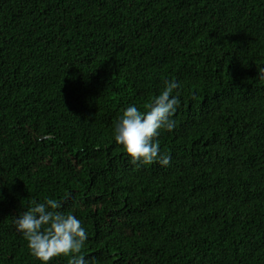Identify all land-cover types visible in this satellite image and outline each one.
<instances>
[{"label":"trees","instance_id":"16d2710c","mask_svg":"<svg viewBox=\"0 0 264 264\" xmlns=\"http://www.w3.org/2000/svg\"><path fill=\"white\" fill-rule=\"evenodd\" d=\"M262 68L264 0H0V264H40L45 197L96 264H264ZM168 80L171 163L133 164L115 124Z\"/></svg>","mask_w":264,"mask_h":264},{"label":"clouds","instance_id":"9594fccd","mask_svg":"<svg viewBox=\"0 0 264 264\" xmlns=\"http://www.w3.org/2000/svg\"><path fill=\"white\" fill-rule=\"evenodd\" d=\"M260 78L264 79V68L260 70ZM179 87L176 81H165L163 90L151 98L144 111L130 105L115 124V143L122 146L133 164L168 166L171 163L170 154L160 151L158 137L161 130L171 132L176 127L173 117L180 99L174 90ZM61 208L60 201L45 197L39 203L33 200L31 206L15 218L16 231L27 241L30 254L40 264H49L57 257L68 258L67 264H96L94 258L83 254L88 232L75 215L64 213Z\"/></svg>","mask_w":264,"mask_h":264}]
</instances>
